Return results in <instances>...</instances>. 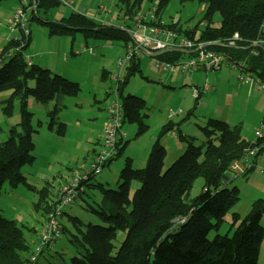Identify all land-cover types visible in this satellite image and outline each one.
<instances>
[{"label":"trees","instance_id":"16d2710c","mask_svg":"<svg viewBox=\"0 0 264 264\" xmlns=\"http://www.w3.org/2000/svg\"><path fill=\"white\" fill-rule=\"evenodd\" d=\"M158 1L156 24L173 29L195 42L229 39L238 32L242 38L239 44L245 48L217 45H210L209 48L228 53L232 59L245 60L256 79L264 81V45L256 47L258 54L252 53L254 46L250 47L253 41L264 38V0H180L205 6L200 21L204 23L203 27L191 29L159 18L170 0ZM141 4L142 0H118L123 16L129 18L140 10ZM60 5L59 0H38L37 8L30 14V21L39 20L47 24L50 35H74L80 31L85 36L120 40L125 46L131 42V36L122 27L98 21L84 13L73 11L60 21L43 19L41 12L47 13ZM217 14L220 15L218 24L215 20ZM126 24L131 25L130 22ZM31 40L29 36L20 50L4 56L0 63V90L12 91L11 96L2 101L3 110L5 114L12 115L14 101L18 99L21 113L20 122L10 128L9 138L0 142V193L5 184L30 185L22 169L36 159L33 134L38 132V128L34 125L35 114L28 107L29 98L32 96L41 103H56L54 110L49 111V127L55 131L57 126L58 134L65 136L67 124L57 120L60 102L67 97L77 96L81 90L79 82L32 60L29 63L24 51ZM15 44L10 39L4 50L8 51ZM187 56L181 52H163L159 55L168 61H178ZM139 64L140 60H133L128 65L126 79L118 85L124 106L123 122L136 123L139 127L137 135L149 129L146 121L148 115L145 113L147 101L134 93L124 92V89L130 75L139 71ZM102 77L107 78L106 72ZM43 123L39 121V127ZM172 125L169 122L162 129L144 168H133L131 157L127 158L118 188L94 183L92 178L96 175L80 182L76 198L92 186L100 189L101 197L95 199L88 209L101 223H86L80 217L70 215L66 208L63 209V214H69L68 221L72 226L68 229L62 223L63 233L68 231L76 252L71 264H259L264 241V197L253 200L244 217L238 211L233 213L232 235L217 233L213 239L210 238V233L219 231L227 213L241 198L240 188L224 183V180L226 177L233 180L231 164L243 157L253 143L242 135L240 125H232L220 118H209L202 127L206 141L197 145L193 136L183 133L180 138L187 142V148L165 169L167 148L161 139L172 129ZM127 144L118 143V154ZM252 162L254 164L246 175L254 168L255 161ZM80 171L76 170L70 178ZM198 177L204 178L203 191L191 199L189 191ZM134 182L140 186L132 193ZM66 183L65 180L63 185ZM47 198L48 191H45L40 197L43 204H37L45 205V218L58 200V197L55 201H48ZM120 232L125 233L122 241H119ZM30 253L31 245L17 220L0 214V264H26ZM35 264L52 262L39 259Z\"/></svg>","mask_w":264,"mask_h":264},{"label":"rangeland","instance_id":"374dc122","mask_svg":"<svg viewBox=\"0 0 264 264\" xmlns=\"http://www.w3.org/2000/svg\"><path fill=\"white\" fill-rule=\"evenodd\" d=\"M77 9H82L87 15L95 14L97 18L111 20L109 11L115 13L114 25L127 22L123 12L120 11L118 0H73ZM158 0H142L140 11L144 15H150L158 7ZM104 5L106 11H100L99 6ZM22 6L21 0H0V48L9 43L11 37L18 35L7 27L8 19ZM205 6L198 2H181L170 0L168 6L158 16L168 23L180 24L184 28L203 27L200 23ZM73 9L71 7H55L47 13L41 12L44 20H58L69 17ZM216 24L220 21V15L215 16ZM200 23V24H199ZM203 23V22H202ZM32 40L25 49V55L33 62L37 52L41 50L42 61L40 65L53 68L54 72L70 80L77 81L81 90L77 96L67 97L60 102L58 121L67 124L66 135H60L49 127L51 114L56 107L54 101L41 103L34 97L29 98L28 107L34 112V125L38 132L33 134L36 148L35 161L23 167L29 184L18 185L5 184L0 193V214L17 220L22 227L27 240L31 245V253L26 264H35L31 257L35 252V241L40 232L45 229V208L40 197L43 192L48 191V201H55L63 182H69L76 170L83 164H89L95 149L99 150L102 144V132L104 120L107 116V107L112 96L108 95L109 89L113 88L111 80L113 72H118L117 61L125 56L126 48L120 40H108L85 36L77 31L74 35H50V28L39 20H31ZM66 58L69 61H66ZM48 60V61H47ZM131 64V63H130ZM127 63L123 72L122 81L128 73ZM106 72L107 78L102 74ZM238 69L224 64L221 69L215 71H199L188 73L185 79L173 83L176 79L168 72H159L152 65V57L144 55L140 58L139 71L133 72L124 92H132L143 97L147 101L148 114L146 121L149 123L147 132L137 135L138 125L136 123H125L123 129L128 132L130 141L127 147L108 164L103 167L100 174L92 180L94 183H103L107 188L116 189L121 183L120 174L126 166L127 158H133V168H144L147 158L151 152L152 145L159 138L164 126L172 122V129L164 135L162 140L167 148L165 158V169L175 162L186 150L187 142L181 140L184 133L195 138V144L201 145L206 141V135L202 127L207 124L209 118H220L232 125H240L242 135L251 143L257 141L256 130L261 127L264 119V90H259L257 83L254 88L238 78ZM174 76L170 78L171 76ZM193 80L203 85L206 81L215 82L216 91L204 94L200 99L193 96ZM259 80V79H258ZM185 81V82H184ZM264 84V81H258ZM33 85L34 83L31 82ZM12 91L0 90V142H5L10 136L11 126L21 120L20 102L14 101L12 115L5 114L2 101L9 98ZM170 108H183L185 114H178L172 121L168 119ZM39 121L43 125L39 127ZM175 123V124H174ZM175 131L178 136H174ZM154 136V139H153ZM100 141V143H99ZM186 142V143H185ZM99 143V145H98ZM263 149L257 157L253 156L251 161L257 158L253 170L248 175L240 174L233 177L231 185L240 188L241 198L227 213L225 221L219 231L213 230L210 238L213 239L217 233L233 234L232 215L238 211L244 217L250 210L252 201L264 197V142L259 144ZM204 178L198 177L190 191L191 199L197 197L203 191ZM140 186L139 183L132 184L131 192L134 193ZM101 197V191L97 187H90L86 193L77 197L65 210L71 215L80 217L86 223H101L88 208L94 204V200ZM43 204V202H42ZM69 214H62L60 220L68 228L72 226L68 221ZM64 215V216H63ZM39 237V236H38ZM37 237V239H38ZM125 237L120 232L119 241ZM120 243H118L119 246ZM49 249V250H46ZM46 250V251H45ZM44 254L38 260L51 261L52 264H71V258L76 255L75 248L70 241L68 231L63 233L57 241V246H48ZM259 264H264V241L260 250Z\"/></svg>","mask_w":264,"mask_h":264},{"label":"built area","instance_id":"2783aa9c","mask_svg":"<svg viewBox=\"0 0 264 264\" xmlns=\"http://www.w3.org/2000/svg\"><path fill=\"white\" fill-rule=\"evenodd\" d=\"M61 7H71L74 12L84 13L82 9H77L73 0H59ZM22 6L19 7L8 19L7 27L18 35L11 37L15 44L9 48L8 51L4 48L0 49V63L4 56L11 55L20 50L25 44V40L31 36L30 28V14L37 8L38 0H21ZM100 11H106L104 5L99 6ZM156 10L150 15H144L139 10L133 18L126 17L127 22L131 25L123 23L120 25L131 36V42L125 48V56L118 59V72H113L111 75L114 83L113 88L109 89L108 95L112 96V100L107 107V118L104 122L102 144L93 159L81 170L79 174H75L71 180L66 183L59 193L58 200L47 215L45 220V229L39 233L38 239L35 241V252L31 257V261L35 262L39 256L44 252L48 246H54L62 236V221L60 217L63 214V209L76 198L78 187L82 180L87 179L91 175L100 174L103 167L114 159L118 154V143L128 136V132L123 129L124 126V106L120 98L118 85L122 81L125 67L133 60L138 59L144 55L152 57V65L159 69V72H168L171 74H179L185 76L188 73L202 70L204 72L215 71L221 69L224 64L230 65L234 69H238V78L254 88L257 83L259 90H264V84H260L256 79L255 73L247 68L245 60L232 59L230 54L220 50L209 48L210 45H217L221 47H234L235 49H243L244 45H240L242 41L241 35L237 32L229 39H216L212 41H199L182 36L177 31L167 27L156 24L155 20ZM85 14V13H84ZM108 14L111 20L97 18L95 14L90 13V17L107 23L113 24L116 15L112 11ZM204 25V23H202ZM264 45V38L255 40L251 46L253 54H258L257 46ZM163 52H181L188 56L178 61H168L159 57ZM31 63V59L27 58ZM215 86L206 81L203 85H193V96L200 99L204 94L215 90ZM178 114H185L183 108H170L168 111V119L173 120ZM174 136H178L175 131L172 132ZM257 141L248 147L243 157L236 159L230 166V171L234 177L240 174H245L254 164L251 161L253 156H257L263 147L259 144L264 142V119L261 127L256 130Z\"/></svg>","mask_w":264,"mask_h":264},{"label":"crops","instance_id":"0c3cea01","mask_svg":"<svg viewBox=\"0 0 264 264\" xmlns=\"http://www.w3.org/2000/svg\"><path fill=\"white\" fill-rule=\"evenodd\" d=\"M114 15H115V13H114ZM120 25H123V21H122V23L120 24ZM31 38H32V30H31ZM3 48V47H2ZM1 49V48H0ZM38 54H37V56L35 57V59H37L38 60V64H41V57H42V52H41V50H39L38 52H37ZM48 61V60H47ZM66 61H69V59L68 58H66ZM33 62H34V60H33ZM45 65H48V64H45ZM44 65V67H48V68H50L51 70H53V68H51V67H49V66H45ZM43 66V65H42ZM53 71H55V70H53ZM199 71H201L202 72V70H199ZM199 71H195V72H199ZM174 76H177V77H175L176 79H174V81H172L171 79H170V81L171 82H173V83H178L179 81H183L184 79H185V76H181V75H174ZM173 75L170 77V78H172V77H174ZM185 81H186V79H185ZM184 81V82H185ZM194 84H196V85H199L198 84V82H195V80H193V85ZM211 85H213V86H215L216 88H215V90H213V91H216L217 90V85L215 84V82H213V84L212 83H210ZM211 92V91H210ZM132 93V92H131ZM147 114V113H146ZM148 115V114H147ZM106 118H107V116H106ZM106 120V119H105ZM105 120H104V122H105ZM175 124V123H174ZM124 127V126H123ZM137 133H138V130H137ZM102 134H103V132H102ZM128 137V136H127ZM125 138V139H123V140H121L120 142H122V143H125V142H129L130 141V139L129 138ZM164 138V137H163ZM163 138L161 139V142H162V140H163ZM153 139H154V136H153ZM157 141V140H156ZM99 143H100V141H99ZM99 143H98V145H99ZM163 143V142H162ZM155 144V143H154ZM154 144L152 145V147L154 146ZM152 149V148H151ZM97 149H95L94 151H93V154H92V156H91V160L93 159V157L95 156V154L97 153ZM130 157V156H129ZM257 157V156H256ZM132 159V161H133V158H131ZM148 159V158H147ZM255 162H257V158H255V160H254ZM88 164H83L82 166H80L78 169H80L81 167H83V166H87ZM77 169V170H78ZM44 220H45V217H44ZM262 223L264 224V216H263V218H262ZM37 237H38V231H37ZM36 237V238H37ZM35 238V239H36ZM263 244V243H262ZM55 246H57V243L53 246V247H55ZM46 250H49V249H46ZM45 250V251H46ZM44 251V252H45ZM44 254V253H43ZM42 254V255H43Z\"/></svg>","mask_w":264,"mask_h":264},{"label":"water","instance_id":"95a60500","mask_svg":"<svg viewBox=\"0 0 264 264\" xmlns=\"http://www.w3.org/2000/svg\"><path fill=\"white\" fill-rule=\"evenodd\" d=\"M230 175L231 177L233 176L234 177V174L230 171ZM232 180L228 179V177H226V179L224 180V183H230Z\"/></svg>","mask_w":264,"mask_h":264},{"label":"bare ground","instance_id":"6f19581e","mask_svg":"<svg viewBox=\"0 0 264 264\" xmlns=\"http://www.w3.org/2000/svg\"><path fill=\"white\" fill-rule=\"evenodd\" d=\"M85 168H86V166H83V167H81L80 169L83 170V169H85Z\"/></svg>","mask_w":264,"mask_h":264}]
</instances>
